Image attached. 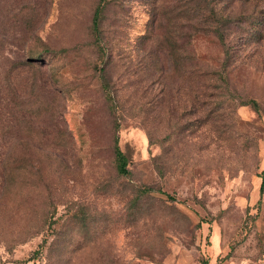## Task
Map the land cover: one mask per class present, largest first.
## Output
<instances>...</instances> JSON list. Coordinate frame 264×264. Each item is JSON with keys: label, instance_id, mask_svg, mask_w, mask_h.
<instances>
[{"label": "rangeland", "instance_id": "rangeland-1", "mask_svg": "<svg viewBox=\"0 0 264 264\" xmlns=\"http://www.w3.org/2000/svg\"><path fill=\"white\" fill-rule=\"evenodd\" d=\"M263 170L264 0H0V264H264Z\"/></svg>", "mask_w": 264, "mask_h": 264}, {"label": "trees", "instance_id": "trees-1", "mask_svg": "<svg viewBox=\"0 0 264 264\" xmlns=\"http://www.w3.org/2000/svg\"><path fill=\"white\" fill-rule=\"evenodd\" d=\"M97 15H98V9L95 12V15L93 18L94 29H97V26H98V22H97L98 16ZM220 17H221L219 19L220 21H222L223 19H226V17H223V16H220ZM212 36L219 43V45L224 47L227 44L226 37L221 31L215 30V33ZM185 37H186V41L188 44H191V42L195 38H197L196 35H193L191 33H188ZM224 53H225V56H226L225 59H226L228 57V52L226 51V49L224 50ZM249 102L254 108H257L258 105H257L256 100L250 99ZM114 161H115V168H116L117 173H119L120 175H127L129 173V169L127 167V157L125 153L119 148L117 139H115V142H114ZM260 178H261V183H260L259 189H260V192L263 193L264 192V170L261 172Z\"/></svg>", "mask_w": 264, "mask_h": 264}, {"label": "crops", "instance_id": "crops-1", "mask_svg": "<svg viewBox=\"0 0 264 264\" xmlns=\"http://www.w3.org/2000/svg\"><path fill=\"white\" fill-rule=\"evenodd\" d=\"M171 260V259H170ZM170 260L169 261H165V263L164 264H170ZM207 264H215V261H214V259L213 258H211L208 262H207Z\"/></svg>", "mask_w": 264, "mask_h": 264}]
</instances>
